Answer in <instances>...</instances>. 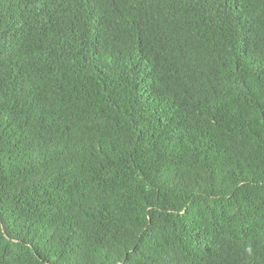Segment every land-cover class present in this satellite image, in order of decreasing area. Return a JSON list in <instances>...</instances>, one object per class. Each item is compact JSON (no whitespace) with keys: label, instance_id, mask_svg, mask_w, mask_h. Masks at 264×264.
Returning a JSON list of instances; mask_svg holds the SVG:
<instances>
[{"label":"trees","instance_id":"obj_1","mask_svg":"<svg viewBox=\"0 0 264 264\" xmlns=\"http://www.w3.org/2000/svg\"><path fill=\"white\" fill-rule=\"evenodd\" d=\"M0 264H264V0H0Z\"/></svg>","mask_w":264,"mask_h":264}]
</instances>
